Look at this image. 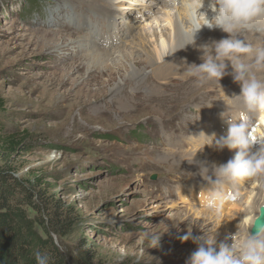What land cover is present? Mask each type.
Returning a JSON list of instances; mask_svg holds the SVG:
<instances>
[{
  "label": "rangeland",
  "instance_id": "1",
  "mask_svg": "<svg viewBox=\"0 0 264 264\" xmlns=\"http://www.w3.org/2000/svg\"><path fill=\"white\" fill-rule=\"evenodd\" d=\"M81 1L0 0V134L23 143L10 156H0V165L10 166L15 176L70 206L74 225L63 237L53 235L64 255L78 248L93 258L92 264H186L204 242L182 241L189 231L197 238L214 235L217 244L231 243L229 231L219 235L224 226H218L217 219H200L189 209H205L193 199L199 190L207 192V172L201 167L221 164L211 162L224 150L205 144L200 130L220 136L216 133L221 113L230 114L232 105L239 103L233 97L239 93L224 86L233 82L232 76H224L220 85H200L184 75V68L175 76L151 77L153 69L145 61L149 62L146 50L153 53L154 44L147 32L150 25L156 28L155 18L163 17L170 3L153 6L141 16L124 8L127 2L118 4L116 19L124 14L135 19L124 36L125 23L98 17L86 0L82 3L87 9L79 18L81 8L75 3ZM43 29L56 32L51 33L57 36L55 48L38 42V30ZM144 32L149 43L138 38L137 33ZM92 45L100 50L125 46L130 56H112L108 62L117 63L114 67L92 66L84 57ZM130 66L142 69L143 83L125 85ZM185 150H196L197 157L184 155ZM243 188L220 213L238 214L248 196ZM146 231L161 233L158 246L141 243Z\"/></svg>",
  "mask_w": 264,
  "mask_h": 264
},
{
  "label": "clouds",
  "instance_id": "2",
  "mask_svg": "<svg viewBox=\"0 0 264 264\" xmlns=\"http://www.w3.org/2000/svg\"><path fill=\"white\" fill-rule=\"evenodd\" d=\"M183 9L186 25L182 28V48L195 45L202 28L219 29L227 34L218 41L200 45L202 62L188 65L184 75L200 85L213 81L219 84L224 76L231 75L240 87L239 94L233 96L239 100V114L233 117L226 111L221 113L228 125L226 134L216 139L215 134L201 133L207 139L205 144L216 151L235 150L227 162L213 165L211 170L201 167L207 172L203 178L208 193L204 207L213 215H219L229 199L228 188L234 190L250 181L264 193V128L257 131L254 120L256 113L264 112V79L258 76L264 73V44L254 47L245 39L249 33L264 34V0H183ZM229 66L231 73L227 71ZM262 208L264 199L258 198L246 224L230 237L231 244H217L214 235L204 237V242L191 253L186 264H264V225L257 226L254 233L249 232ZM160 236L161 233L146 231L141 243L147 241L149 248L156 247ZM190 238L193 242L200 239L189 231L181 240ZM34 255L36 264H50L48 254L36 251Z\"/></svg>",
  "mask_w": 264,
  "mask_h": 264
},
{
  "label": "bare ground",
  "instance_id": "3",
  "mask_svg": "<svg viewBox=\"0 0 264 264\" xmlns=\"http://www.w3.org/2000/svg\"><path fill=\"white\" fill-rule=\"evenodd\" d=\"M57 1L61 2V1H66V0H57ZM75 1L78 2L81 0H75ZM82 2H83V0L81 1V3H75L77 5L76 8H78V10H80L79 8H81L80 11H81L82 15L81 16L79 15L78 16L79 18H82L84 16L83 15L84 9H87L86 6ZM85 2H88L90 4V6L87 5V7L90 8L89 10L94 11L98 15V17L103 18L106 15V16H108L106 18L107 20H110L111 18L115 17V20L117 22L119 21V23L121 25L123 23H125L122 25L124 27H122V29H121V32L123 33V35H129V33H130L129 31H131L132 27L135 25L133 22L135 19H129V20L126 19V17H125L126 14L121 15L119 18L116 19V16L113 14V12L115 11V9H117L116 7L118 6V4H121L123 2H127V5L123 4L124 8L127 7L126 9H130V10H128L129 12H132L133 14H135L137 16H141L143 13L148 14V12L153 11L152 10L153 6L159 5V6L163 7L165 5V3H170L172 5L171 8L169 7V8L162 10L164 16L159 17V18H155V20H154L156 28L154 29L150 25L149 31L147 32L151 38V42L154 44V47H153V53L150 49L146 50V55L149 59V62L145 61V63L147 62L148 63L147 66H149L151 69H153V72H151V77H153L155 79L166 78L169 76L170 77L175 76L174 75L175 72L178 71L180 68L185 69L188 65L197 64L198 62L201 63L202 61L199 58L201 53L198 50L199 46L203 45L205 43H210L213 40L218 41V40L225 38L227 36V34L221 32L219 29L209 30L207 28H202L196 36L195 45H186L184 48H182L183 47L182 28L186 25V16H185L184 9H183V0H129V1L128 0H86ZM72 5H74V4H72ZM160 10H161V8H159L156 11V13ZM201 11H203V9H201ZM210 15L211 14L209 13V16ZM159 19L163 21V23H164L163 25H160L158 23ZM58 21L59 20L57 19L54 21V23H57ZM157 27H159V33L157 32ZM123 29H125V31ZM109 31H111V30H109ZM109 31H108V36H111V33H109ZM51 33H56V32H52V31L47 32L44 29L38 30V37H37L38 42H42L43 46L45 45V47H48L50 49L55 48L53 42L57 38V36L54 37ZM147 33L146 32L139 33V34L137 33L138 38L140 39V42H142V43H144V42L149 43L150 42L149 40L146 41V34ZM49 34L51 36H53V38H49L48 37ZM131 35H133V33H131ZM133 38H134V35H133ZM239 38L243 39V37H239ZM47 39H49V40H47ZM83 39H85V38H83ZM245 39L249 43H251L254 47H257V46L264 44V34L249 33L246 35ZM107 40H108V37H107ZM132 40H134V39H132ZM158 40H159V43H158ZM257 41L259 43H257ZM108 43L112 44L113 41H109ZM92 48H94V49H92L91 52L86 53L84 56L85 58H87V62L89 61V64H91L92 66H94V65L95 66L96 65H98V66L103 65L104 66L105 63H109V65H112L111 67H114V65H117V63L111 62V64H110V62H108V61H111L112 56L119 55L124 60H126L130 56V52L128 49L125 48V46H123V47L122 46H114L110 50H100L99 48H101V47L93 46V45H92ZM180 48H182V49H180ZM245 62H247V61H245ZM134 63L136 64L138 62L134 60ZM162 63H164V64H162ZM135 64H134V66L136 67ZM134 66H132V67L130 66L131 69H130L129 73L127 74V77H125V79H124L125 85H127V84L133 85V83L134 84L136 83V86H137V85H139V83H143V80L141 79L142 76L139 75V73H141L140 70H142V69L135 68ZM144 68H146V67H144ZM105 70H110V69L106 68ZM227 71L228 72L232 71L230 66L227 69ZM110 72H112V71L110 70ZM97 74L100 76L103 74V72L101 71ZM98 75H97V77H99ZM142 75H144V74H142ZM258 76L260 78L264 79V73H259ZM97 77L94 76V78H97ZM109 78L110 77L108 76L107 81H109L108 80ZM194 81H196V80H194ZM226 85H228V87L227 88L224 87V88H226L227 91H232L233 93L234 92H237V93L240 92V87H239L238 83L227 81L224 84V86H226ZM121 87H122V85H121ZM154 95L157 96L159 94L155 93ZM227 95H228L227 93L226 94L222 93L221 96L223 98H225V97H227ZM236 100H238V98ZM232 106H233V110L230 111V115H232L233 117H236L240 111L239 103L236 106H234V105H232ZM226 114H228V113H226ZM262 116H264V112L256 113L254 115V120H255L256 124L258 125V128L256 129L257 131H260V129L264 128V119L262 118ZM225 119L226 118H223L221 116L220 117L221 123L220 124L217 123L218 124V126H217L218 133H216V134H219L220 136L225 135L227 132L228 125L225 122ZM201 133L205 134L204 129L200 130V134ZM220 136H218L216 139H218ZM201 137H202V134H201ZM195 142H197V140H195ZM183 143H185V142H183ZM186 143L191 144L189 141H187ZM194 146H195L194 148L197 149V144H194ZM195 151L196 150H185L184 153H186V154H184V153L183 154L188 156V157L192 156V158H194V157H197L196 156L197 153H195ZM234 152H235V150L229 151L228 149H224L223 152H221V153L218 152L217 155L219 157L218 158L214 157L213 162H211V163L212 164L214 162H216V164L217 163H221V164L225 163V162H227V160H229L234 155ZM225 153H227L228 155L225 156ZM209 170H211V169H209ZM243 186H244V188H243ZM240 188H243L244 191L248 194V196L244 200L245 202L243 204H241L243 201L239 204L240 208H239V210L237 209V211H238L237 215L232 214L233 215L232 217H231V215L229 216L226 213H220L219 215H213L212 213L208 212L206 209H202V208H190L189 211L192 212L197 217H199L200 219H201V215L204 216L202 219H208V220L217 219L216 220L217 225L218 226L221 225L222 227L224 226L223 230L220 231L221 233H219V235L227 233L228 231L231 235H233L238 231V227L246 224V222L249 219V216L251 215V209H252L254 203L257 201V199L258 198L264 199V193H262L261 190L258 189V187L255 183L251 182V184H247V185L246 184L243 185V183H241L234 190L231 188L226 189V192L229 196V199L225 202V204L226 203L230 204V202L236 201V199L239 197ZM199 191L201 192V194L194 196L193 199H195V201L197 199L198 203L204 204L208 193L204 192V190L203 191L199 190ZM236 204L237 203H235L233 205L231 204L232 206L231 205L230 206L235 208L234 205H236ZM220 212H222V210ZM199 236H200V239L197 240V242L202 241L204 238L201 235H199ZM221 241H223V240H220V242ZM188 242H189V244H193V240H191V239ZM227 243L231 244L232 241H231V243L230 242H227Z\"/></svg>",
  "mask_w": 264,
  "mask_h": 264
},
{
  "label": "trees",
  "instance_id": "4",
  "mask_svg": "<svg viewBox=\"0 0 264 264\" xmlns=\"http://www.w3.org/2000/svg\"><path fill=\"white\" fill-rule=\"evenodd\" d=\"M22 146V142L0 134L1 157L10 156ZM15 173L10 166L0 165V264H36V251L48 254L50 264H92L93 258L78 248L64 255L53 240V235L63 237L74 225L70 206ZM28 208L34 216L28 214Z\"/></svg>",
  "mask_w": 264,
  "mask_h": 264
},
{
  "label": "water",
  "instance_id": "5",
  "mask_svg": "<svg viewBox=\"0 0 264 264\" xmlns=\"http://www.w3.org/2000/svg\"><path fill=\"white\" fill-rule=\"evenodd\" d=\"M155 178H156V175L155 174L151 175V179L152 180H154ZM259 225H264V208H262L260 210V213H259V215H258V217H257V219L255 221V224L253 225L252 228H250L249 232L250 233H254L255 232V228L257 226H259Z\"/></svg>",
  "mask_w": 264,
  "mask_h": 264
}]
</instances>
